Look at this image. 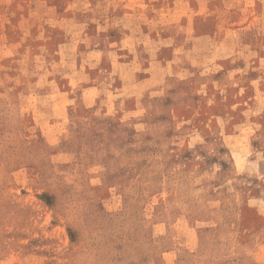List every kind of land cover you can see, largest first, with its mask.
Instances as JSON below:
<instances>
[{
    "label": "rangeland",
    "instance_id": "1",
    "mask_svg": "<svg viewBox=\"0 0 264 264\" xmlns=\"http://www.w3.org/2000/svg\"><path fill=\"white\" fill-rule=\"evenodd\" d=\"M0 264H264V0H0Z\"/></svg>",
    "mask_w": 264,
    "mask_h": 264
}]
</instances>
